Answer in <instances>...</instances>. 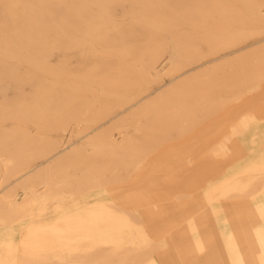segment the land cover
<instances>
[{
  "label": "bare ground",
  "instance_id": "6f19581e",
  "mask_svg": "<svg viewBox=\"0 0 264 264\" xmlns=\"http://www.w3.org/2000/svg\"><path fill=\"white\" fill-rule=\"evenodd\" d=\"M5 122L0 264H264V0H0Z\"/></svg>",
  "mask_w": 264,
  "mask_h": 264
},
{
  "label": "rangeland",
  "instance_id": "374dc122",
  "mask_svg": "<svg viewBox=\"0 0 264 264\" xmlns=\"http://www.w3.org/2000/svg\"><path fill=\"white\" fill-rule=\"evenodd\" d=\"M63 58V53L61 54H56L53 56L52 60L53 62L57 63L62 61ZM96 59V56H93V54H82L80 52H74L71 55L68 54L67 55V65L73 69H80L82 67H85L89 64H91L92 62H94ZM42 79H44L43 77H41ZM25 92H29L30 91V87L26 86L24 88ZM7 97L12 98L14 97L15 93L13 91V89H9L6 92ZM13 125V123L11 122H5V123H1L0 124V129L1 128H9ZM30 128H32L33 126H29Z\"/></svg>",
  "mask_w": 264,
  "mask_h": 264
}]
</instances>
